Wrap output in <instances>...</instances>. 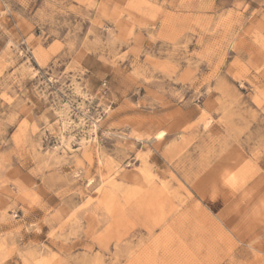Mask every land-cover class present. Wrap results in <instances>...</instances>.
<instances>
[{
	"label": "rangeland",
	"instance_id": "obj_1",
	"mask_svg": "<svg viewBox=\"0 0 264 264\" xmlns=\"http://www.w3.org/2000/svg\"><path fill=\"white\" fill-rule=\"evenodd\" d=\"M0 264H264V0H0Z\"/></svg>",
	"mask_w": 264,
	"mask_h": 264
},
{
	"label": "bare ground",
	"instance_id": "obj_2",
	"mask_svg": "<svg viewBox=\"0 0 264 264\" xmlns=\"http://www.w3.org/2000/svg\"><path fill=\"white\" fill-rule=\"evenodd\" d=\"M161 137H162V135H161V134H159V135L157 136V138H158V139H159V138L161 139Z\"/></svg>",
	"mask_w": 264,
	"mask_h": 264
}]
</instances>
